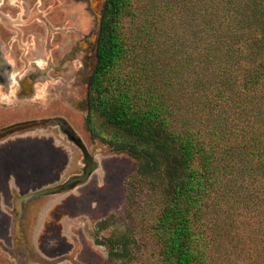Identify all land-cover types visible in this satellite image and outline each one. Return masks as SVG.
<instances>
[{
	"label": "trees",
	"instance_id": "obj_1",
	"mask_svg": "<svg viewBox=\"0 0 264 264\" xmlns=\"http://www.w3.org/2000/svg\"><path fill=\"white\" fill-rule=\"evenodd\" d=\"M88 105L149 183L159 264H264V0H108Z\"/></svg>",
	"mask_w": 264,
	"mask_h": 264
},
{
	"label": "rangeland",
	"instance_id": "obj_2",
	"mask_svg": "<svg viewBox=\"0 0 264 264\" xmlns=\"http://www.w3.org/2000/svg\"><path fill=\"white\" fill-rule=\"evenodd\" d=\"M107 1L55 0L47 14L65 13L68 26L58 37L47 31L40 61L25 59L13 79H0V130L40 123L0 138V264H159L144 209L148 181L129 154L86 126ZM123 236L132 259L111 258L97 245Z\"/></svg>",
	"mask_w": 264,
	"mask_h": 264
},
{
	"label": "crops",
	"instance_id": "obj_3",
	"mask_svg": "<svg viewBox=\"0 0 264 264\" xmlns=\"http://www.w3.org/2000/svg\"><path fill=\"white\" fill-rule=\"evenodd\" d=\"M46 1L0 0V79L2 84L13 79L17 68L25 67V59L29 62L42 59L37 55L39 50L37 47L44 46L43 41L48 30L58 37L62 26L64 28L68 26L69 19L66 14H61L58 18L55 16V9L47 14V10L55 0ZM67 2L73 1L67 0ZM47 17L50 18V22ZM60 58V60L63 59L62 55ZM34 70V67L29 66L27 74L34 73Z\"/></svg>",
	"mask_w": 264,
	"mask_h": 264
},
{
	"label": "flooded vegetation",
	"instance_id": "obj_4",
	"mask_svg": "<svg viewBox=\"0 0 264 264\" xmlns=\"http://www.w3.org/2000/svg\"><path fill=\"white\" fill-rule=\"evenodd\" d=\"M64 1H67V0H64ZM72 1H73V0H72ZM70 3H71V2H70ZM70 3H69V4H70ZM62 14H65V13H62ZM62 18H64V16H62ZM61 20H62V19H61ZM62 23H64V22H62ZM60 59H61V58H60ZM60 61H62V60H60Z\"/></svg>",
	"mask_w": 264,
	"mask_h": 264
}]
</instances>
